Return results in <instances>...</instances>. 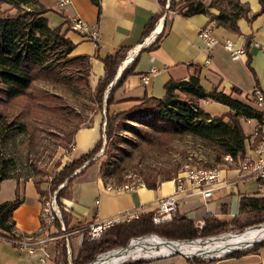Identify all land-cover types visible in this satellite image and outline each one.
Segmentation results:
<instances>
[{
	"label": "trees",
	"instance_id": "obj_1",
	"mask_svg": "<svg viewBox=\"0 0 264 264\" xmlns=\"http://www.w3.org/2000/svg\"><path fill=\"white\" fill-rule=\"evenodd\" d=\"M171 1L170 7L177 14L185 17L204 14L209 16L208 23L215 22L217 26L234 32H239L237 22L240 18L249 20L264 14V0H258L261 8L251 16H248L250 12L248 2H241L242 0H215L216 5L220 2L219 6L217 5L218 13L210 11V7L200 0H181L180 8H174L176 3L174 0ZM95 2L99 5V0ZM158 2L163 8L164 0H158ZM222 2L226 4L223 5ZM1 5H8L10 10L0 8V146L11 138L13 132L26 130L25 122L19 119L22 114L10 116L7 114L9 108L22 106L24 107L22 111L42 109L63 117L68 114L63 106L53 103L49 94L32 89L36 81L65 83L68 87H79L89 91L97 109L102 111L104 92L112 82L115 70L120 61L124 59L128 48L120 47V50L115 54H108L103 58L104 75L92 88L89 82L90 57L71 54L75 44L66 37V32L62 30L61 26L50 27L46 17L48 9L39 0H0V7ZM160 17L161 14L149 21L145 34L151 32L155 21ZM162 37L163 33L156 38L155 43H158ZM246 45H249V41ZM64 72L67 74L64 75ZM131 73V70H125L117 85H121L122 81ZM163 86V96H150V98L146 96L123 111L110 108L115 101L113 97L115 88L112 87L106 99L105 128L102 132L107 138L103 154H109L110 161L100 165L99 170L105 183H108L105 179L106 175L113 178L112 184L115 186L132 182L124 178V164L119 162L126 153V147L123 144L132 143L117 134L118 128L126 121H143L142 126L139 127L138 137L142 142L149 146L152 145L155 149L165 148L171 137L192 135L213 148V151L216 152V162L223 163L225 155H231L233 158L244 156L245 141L248 135L242 126V120L257 118L258 112L248 102L232 97L233 93L238 95L244 93L240 88L232 86L230 93L217 88L207 92L200 77L193 75L185 80L171 79ZM253 93L254 90L244 96L247 100L252 101ZM203 100L219 102L226 105L229 110L221 116L211 115L201 108L200 102ZM80 127L82 125L78 123L72 130V141ZM101 143L102 138L91 150L78 158L65 161H62L63 158L57 160L54 165L55 171L50 175V180L33 179L41 196L46 197L57 191L56 199L62 207V217L67 229H70V222L62 199L70 197L69 191L73 179L99 159L98 156L97 158L95 156L101 149ZM72 147L73 142L67 150L66 157L70 154ZM10 160L1 153L0 183L5 179L14 178L9 170ZM178 172L175 174H172L170 170L162 174L153 171L140 172L142 179L138 181L149 189H157L162 182L174 179ZM17 180L19 179L17 178ZM42 182H48V190H42ZM62 184L64 186L60 188L59 185ZM22 201L23 199L17 194L15 199L0 203V233L2 235L13 237L15 222L12 219V213ZM239 207L240 214L245 217L243 223L239 219L227 222L221 221L215 216H207L202 228H198L190 219L176 215L172 220L156 225L153 223V211L142 213L131 222L114 224L100 240L89 241L84 233L78 248L76 250L72 248L71 261L73 264H89L95 260L98 254L109 248L125 247L129 238L136 235L157 234L168 239L190 240L199 236L217 235L234 226L244 230L248 226L264 222L263 197H243ZM55 224L59 226V221H56ZM109 233L110 235L107 236ZM147 237L139 238V240H147ZM57 248L58 251L61 249L59 254L64 256L63 264H67L66 246L63 239L58 241ZM248 254L249 252H244V250H237L228 255L229 257H244ZM184 258L190 264H199L198 258ZM211 262L214 261L211 260ZM141 264L143 263L141 262Z\"/></svg>",
	"mask_w": 264,
	"mask_h": 264
},
{
	"label": "crops",
	"instance_id": "obj_2",
	"mask_svg": "<svg viewBox=\"0 0 264 264\" xmlns=\"http://www.w3.org/2000/svg\"><path fill=\"white\" fill-rule=\"evenodd\" d=\"M39 1L48 9L46 17L50 27L61 26L66 37L75 44L71 54L90 57L89 82L92 88L104 75L103 58L108 54H115L120 47L128 48L115 70L112 82L104 92L102 111L95 107L90 115V123L82 125L76 131L73 147L66 160L80 157L100 139L105 121L103 112L106 111V99L112 87L115 88V101L110 108L122 111L146 96L161 97L164 94L163 85L169 80H185L191 75L200 77L207 92L217 88L230 93L231 87L237 86L244 93H233L232 97L252 106L244 95L255 88L264 92V53L258 46L264 44V14L249 20L240 18L237 22L239 32H234L217 26L215 22L208 23L209 16L204 14L185 17L163 12L158 0H99V5L96 0H68L64 4L60 0ZM243 1L248 2V16L261 8L258 0ZM160 14L163 15L155 21L151 32L145 34L149 21ZM74 18L96 27L99 39L94 42L84 34L72 30L70 24ZM208 24L214 27V35L218 40L212 47H208L199 36V31ZM161 33L162 39L155 43ZM226 40L232 41L236 48L245 46V54L232 59L224 46ZM247 41L249 45H246ZM151 69L155 72L150 75L148 83H143L142 76ZM125 70H131L132 73L118 86L117 82ZM207 102L208 100H204V103ZM203 109L205 110L204 105ZM244 122L251 125V131L245 132L249 137L256 122L243 119L242 126ZM245 148H249L247 140ZM222 164L218 167L220 181L215 184L216 188L210 198L205 200L201 194H190L188 191L177 194L176 216L186 217L195 225L200 222L204 224L207 216H215L227 222L235 219L242 223L245 221L244 215L240 214V201L243 197L264 198V182L257 179L241 180L235 168ZM99 170L98 161L86 167L82 174L73 179L70 197L62 199L70 229L86 226L95 218H107L127 210L150 212L161 198L175 193L173 179L162 182L157 189H149L144 185L133 191L108 189V183L103 181ZM41 186L42 190L49 189L48 182H42ZM17 194L23 201L12 213L14 230L20 236L36 233L40 225L41 201L45 196L38 193L31 178L1 181L0 203L15 199ZM57 244L58 241L49 242L45 249L37 247L30 253L19 250L9 241H0V264H63L64 259H60L61 249L58 251ZM46 254L48 258L43 261ZM257 254L259 252L249 253L244 257H255ZM179 260L175 255L143 264H173Z\"/></svg>",
	"mask_w": 264,
	"mask_h": 264
},
{
	"label": "rangeland",
	"instance_id": "obj_3",
	"mask_svg": "<svg viewBox=\"0 0 264 264\" xmlns=\"http://www.w3.org/2000/svg\"><path fill=\"white\" fill-rule=\"evenodd\" d=\"M200 1L208 5L210 7V11L218 13L217 5L219 6L220 2L216 5L215 0ZM241 2L244 1L242 0ZM171 3V0H164V7L162 8L163 12L168 10L175 11L170 7ZM174 3H176L174 8H180L182 5L181 0H174ZM222 4L225 5L226 3L222 2ZM167 5L168 7H166ZM0 8L2 10H10L8 5H1ZM65 74L67 73L64 72V75ZM32 89L36 90L37 92L40 90V92H46L49 94L53 99V103L63 106L68 114L63 117L58 114L46 112L42 109L22 111L24 108L22 106L9 108V112H7V114L10 116L22 114L19 119L25 122L26 130L24 132H13L11 138L6 143H4V145L0 146V155L3 153V155H6L11 159L8 165L11 175L14 178H18L20 180L31 178L46 181L51 179L50 175L55 171V162L61 158H63L62 161L66 160L67 157L65 155L67 154V150L70 148V144L73 142L71 135L72 130L78 123L83 126L90 123V115L92 114V111L96 105L94 104L93 98L89 91L80 89L79 87H68L65 83L36 81L34 82ZM203 105L205 106V112L212 113L213 115L217 116H221L229 110L226 105L212 100H208L207 103H204V100L201 101V108H203ZM103 114L105 116V111ZM142 122L143 121L137 120L126 121V123L120 126L117 131V134L122 136L123 139H128L130 142H132L129 143V145L122 143L123 146L126 147V153L119 160V162H123L124 164L125 170H123V174L126 180L132 182L141 180L142 177L140 172L153 171L157 174H162L167 170H170L172 174H175L176 172L187 167L218 168L219 166L223 165L221 162L215 161L216 152L213 151V148L210 145L202 142L192 135L171 137L169 144L163 149H155L152 147V145H147L146 143L142 142L140 137H138L139 127L142 126ZM243 128L247 133L251 131V125L246 124L245 122L243 124ZM101 138L102 146L95 156V158H97V156L99 157V159L96 161H98L100 165L110 161L109 154H103L104 147L107 145L105 133H101L100 139ZM95 145L96 144H94V146ZM105 179L108 181V183L112 184L113 178H109L106 175ZM259 224L261 223L255 225ZM244 230L239 229L238 226H234L223 233L228 235V233L231 232L241 233ZM109 235L110 233L107 236ZM146 236H148L147 239L153 237L151 234L143 235L141 237ZM69 237L70 240H72V248L76 250L79 246L78 233H72V235ZM139 237L140 236L137 235L135 237L132 236V238L130 237L125 247L129 246L131 239H134L131 242L134 243L136 240H139ZM262 242L264 243V239L254 242L248 248L239 249V251L244 250V252H249L250 254L259 252V254H257L255 257H229V255L226 254L220 258H211V260L214 261L211 263L210 259L204 258L202 256L193 257L198 258L197 262L199 264H264V245L261 246V244H263ZM125 247L115 246L105 250L104 252L106 253L111 250ZM175 255L177 254L168 256ZM168 256H145L143 258L136 259L130 258L117 264H141V262L145 263L150 260L165 258ZM177 256L180 260L173 264H186L188 262L186 258H184L185 256L182 254ZM60 259L63 260L64 256L61 255ZM67 264L73 263L72 261L70 262L68 260Z\"/></svg>",
	"mask_w": 264,
	"mask_h": 264
},
{
	"label": "built area",
	"instance_id": "obj_4",
	"mask_svg": "<svg viewBox=\"0 0 264 264\" xmlns=\"http://www.w3.org/2000/svg\"><path fill=\"white\" fill-rule=\"evenodd\" d=\"M66 2H68V0H60V3L64 4ZM166 7H168V5ZM165 12L166 13L169 12L171 15L177 14L176 11L173 10H168ZM70 28L74 31L84 34L94 42H96L99 39L98 29L96 27L90 26L88 23H86L81 19L74 18L70 24ZM199 36L208 47H212L213 45L216 44V42H218L216 36L214 35V27L211 24L204 26L199 31ZM224 46L229 51V54L232 59H236L240 56H243L246 52L245 46L236 48L234 47L233 42L229 40H226L224 42ZM258 46L260 50L264 53V44H258ZM153 72H155V70L151 69L149 73L143 75L141 78L142 82L148 83L150 79V75ZM251 103L253 104L254 108L257 110L258 117L254 119H248V120H254L256 122L253 128V132L246 139L248 141L249 148L248 150H246L243 157L238 156L237 158H233L231 155H225L223 157V163L227 166H232L233 168H235L239 172V177L241 180L257 179L260 182H264V92H262L258 88H255L253 93V100L251 101ZM104 126H105V122L103 123V128ZM173 180L175 181V193L161 198L156 204L154 210H152L153 223H155L156 225L162 222L170 221L175 216L178 208L177 194L179 193L181 194L182 192L188 191L190 194L192 193L201 194L205 200H207L208 197L210 198L212 196L213 190L216 188L215 184L220 181L219 169L216 167H212V168L187 167L183 170H180ZM62 185H59V187L61 188ZM142 185L143 183H141L140 181L129 182L120 186H115L111 183H108L107 188L115 189L117 191L120 190L133 191ZM56 194L57 191H54L53 193H50L48 196L42 198L41 210L39 213L40 225L36 233L20 236L17 235L15 230H13V234H14L13 237H6L0 233V241L3 242L9 241L19 250H25L32 253L37 247L41 249H45L46 245L49 242L60 241L63 239L66 246L67 260L71 262L72 246L70 243L71 240L69 236L72 235V233L73 234L78 233L79 245L83 240L84 233H86L89 241H97L100 240L103 234L114 224L131 222L137 219L142 214L141 210H135V209L127 210L111 217L95 218L93 221L86 224V226H82L80 228L67 229L62 217V207L60 206L58 200L56 199ZM56 221H59V226L55 224ZM262 224L264 223H261L259 225ZM196 226L198 228H202L204 224L203 222H200ZM255 226L258 225L248 226L245 228V230ZM239 233H233V234L237 235ZM223 234L226 233H220L211 236H199L197 238L190 240H183V239L175 240V239L164 238L157 234L155 235L151 234V235L162 238L164 241H168V242H195L198 240L210 241L223 236ZM139 238L142 237L140 236ZM132 240L134 239H131L130 243L132 242ZM174 252L167 254L166 256L172 255L174 254ZM103 253L98 254L95 260L99 255ZM229 253H227V255ZM225 255L226 254L219 256L218 258L223 257ZM46 258H48L47 254L45 258H42V260L44 261L46 260ZM211 258H207V259L211 260ZM95 260L93 261V263L95 262Z\"/></svg>",
	"mask_w": 264,
	"mask_h": 264
},
{
	"label": "bare ground",
	"instance_id": "obj_5",
	"mask_svg": "<svg viewBox=\"0 0 264 264\" xmlns=\"http://www.w3.org/2000/svg\"><path fill=\"white\" fill-rule=\"evenodd\" d=\"M263 239L264 224L246 229L237 235L233 233L224 234L219 239L210 241L168 242L153 236L147 240H136L135 244H129L126 249H115L103 253L97 257L93 264H117L130 258L166 256L174 251L205 258L219 257L235 249L248 248L254 242Z\"/></svg>",
	"mask_w": 264,
	"mask_h": 264
},
{
	"label": "water",
	"instance_id": "obj_6",
	"mask_svg": "<svg viewBox=\"0 0 264 264\" xmlns=\"http://www.w3.org/2000/svg\"><path fill=\"white\" fill-rule=\"evenodd\" d=\"M62 186H64V185H62ZM127 247H128V246H127ZM127 247L122 248V249H126ZM174 254H177V255L182 254L183 256H185V257H187V258H190V257H193V256H195V257H199L198 255H187V254H184V253H182V252H180V251H175ZM89 264H93V262H92V263H89Z\"/></svg>",
	"mask_w": 264,
	"mask_h": 264
}]
</instances>
